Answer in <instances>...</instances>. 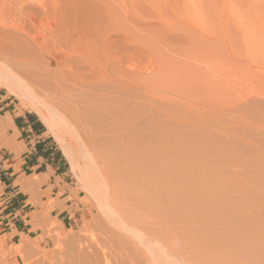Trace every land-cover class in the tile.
I'll list each match as a JSON object with an SVG mask.
<instances>
[{
    "label": "rangeland",
    "instance_id": "374dc122",
    "mask_svg": "<svg viewBox=\"0 0 264 264\" xmlns=\"http://www.w3.org/2000/svg\"><path fill=\"white\" fill-rule=\"evenodd\" d=\"M4 1L7 2L0 0L4 6L0 8L3 12L0 14H5L10 19L17 18V9L4 5ZM115 1V6L103 7L101 3L102 6L96 5L97 1L92 4L100 12V19L106 14L111 16L108 20L103 18L106 21L100 25L101 29L103 27L106 30L105 33L102 30V33L112 54L118 58L117 62H121L123 73L127 71V75H133L130 76L131 82H124L127 85L122 86L120 83L121 85L116 86L118 84L103 81V78H99L100 72L97 69L77 60L70 50L64 53L59 47L50 45L49 53H39V57L53 58L56 62L62 60V64L69 66L75 74L95 76L98 79L97 84L85 88V91H70L69 86L63 87L66 92L60 100V91L55 93L52 89L46 90L33 82L27 84L25 90L21 86L26 74L30 70L34 71L29 65H25L32 53H24L28 55L25 59L19 57L22 55L20 53L15 58L11 54L13 59L9 53L0 58V92L12 99L19 109L34 112L62 151L63 146L68 147L77 164L75 169H72L67 156L66 158L73 182L81 195L78 200L84 208V217L71 229H63L50 219L34 223L30 232L19 238L7 235L0 229V264H95L96 261L93 260L96 254L99 264H105L101 244L109 235L106 229L113 227L109 213L113 203L110 204V196L106 191L109 186L102 171H99L102 164L97 168V164L102 161L97 160L96 163L91 158L90 145H85L92 139L97 146L102 147L100 150L103 149L104 156L101 158L106 161L105 169L110 164L107 170L109 177L116 185L124 188L121 191L126 194L133 191L131 195L134 196L135 188H141L139 182L134 180V172L131 174L130 171L139 167L135 163L136 156L138 160L141 156V159L146 157V163H143L149 167L150 163L153 166V163L163 161L165 173L163 172L161 181H164L167 188L173 185L172 173H179H175V177L179 175L181 191L185 192L184 195L181 193L180 199L185 201L179 203L184 207L182 213L185 211L181 216L182 222L184 221L182 226H186L183 227L187 228V233L191 230L196 235L193 237V243L197 244H193L194 254L196 253L194 259L197 258L195 262L264 264V0ZM101 2L105 3L106 0ZM99 16H96V20ZM210 21L214 23L211 25ZM48 23L44 19L36 23L32 34L37 35L39 40L42 39ZM224 26L228 29H224ZM13 42L19 43L18 40ZM191 46L200 51L192 55V58L187 56L189 53H183L185 49L191 51ZM214 49L217 50V55L213 57H223L226 64L216 72L214 69L207 70L205 63L203 66L206 60L204 57L213 54ZM24 54L22 56L25 57ZM17 57L21 59L18 61ZM45 67L54 74L57 73L54 71V64ZM31 72L30 75L33 74ZM19 78L22 79L18 81ZM47 81L49 80H44ZM206 88L214 95L216 90L221 94H216L215 99L211 92L210 96L207 95ZM207 100H211L212 105ZM92 103L101 106V109L94 107ZM43 113L51 119L53 132L59 138L48 129ZM112 113L114 117H122L118 121L111 120ZM87 134V138L92 139H86ZM129 137H134V140L131 139L132 143L136 140L133 144L139 147L138 151L131 142L125 147L124 142ZM100 141L105 145L101 146ZM129 147L133 149L130 150ZM140 150L143 152L140 153ZM123 170L130 173L126 176L127 173ZM134 183L138 185L135 186ZM188 209L190 217L186 216ZM185 221L190 224H185ZM185 248L182 251L187 254ZM125 263L127 262L123 261Z\"/></svg>",
    "mask_w": 264,
    "mask_h": 264
},
{
    "label": "bare ground",
    "instance_id": "6f19581e",
    "mask_svg": "<svg viewBox=\"0 0 264 264\" xmlns=\"http://www.w3.org/2000/svg\"><path fill=\"white\" fill-rule=\"evenodd\" d=\"M93 1L94 0H7L8 3L4 1V5L7 4L9 8H12V9L16 8L17 9L16 13L18 14V16H17V18H11L10 19V18L6 17L5 14H4L5 16L3 14H0V58H2L5 54H8V53L10 55L14 54L15 55L14 58L16 57V54H18L17 56H19V53L22 55L24 53L28 54V52H30V55L32 53V55H31L32 57H30L26 60L27 64H25V65L26 66L29 65L31 67V69H33L34 71L30 70L29 74H26L25 80L21 81L22 82L21 86L23 85V89L27 84L29 85V83L33 82L41 88H44V89L46 88V90L50 91L52 89V92H55V93H58V91H60L58 93V98L61 100V98H64V96H65V95H63V93L66 92V91H64L63 87L67 88V86H69V88L71 89L70 91H72V90H76V91H78V90L82 91L83 90V91H85V88H89V87L93 86L94 84L98 83V79L95 76L89 77V76H83V75L75 74V72L72 69H70L69 66L62 64V60H60L59 62H56V60L53 58L49 59V58L39 57L40 56L39 53H43V52L49 53L48 50L51 49V47H56V48L59 47L62 50V52H64V53H66L65 51L70 50V52L74 54V56L76 57L77 60H79L81 62H85L90 67L97 69L100 72V74L98 76H99V78H103V81H107L108 83H112V84L115 83V85L118 84L116 86H119V85H121L120 83H122V86H123V84L124 85L126 84L124 82H127L128 80H130V76L132 75V73H131V75H130V73L127 75V73H126L127 71H125L123 73L124 70L122 69L123 68L121 66L122 64H120L121 62L120 63L117 62L116 59H118V58H116V55L112 54L111 49L109 48V46L106 42V38L102 33V30L104 33L106 32V30L103 27L101 29L100 23L110 19L111 16H110V14H106L105 17H102V19H100V16H99L100 12L94 8L96 1H97L96 5H98V4L100 5V3H101V4H103V7H104V5L115 6L116 1L115 0H106L105 3H102L101 0H95V2H93ZM92 3H95V4L93 5ZM88 4H92V5L89 6ZM100 6H102V5H100ZM0 8L1 9L4 8V6L1 3H0ZM200 10H202V9H200ZM205 11H207L206 8H205ZM0 12H2V11L0 10ZM207 12H209V10ZM216 12L217 11H215V14H216ZM207 15H209V14H207ZM96 16H99L97 18V20H96ZM216 16H217V14H216ZM218 16H219V14H218ZM103 18H105L106 20L105 19L103 20ZM43 19L48 20L49 23L47 24L45 31L42 33V39L39 40L37 38V35L35 36L32 34V29L35 28L36 23L40 22ZM98 19H100L101 21ZM210 23L212 25L214 22L210 21ZM219 27H221V26H219ZM224 29H226V27ZM227 29H228V27H227ZM189 32H191V31H189ZM10 38H11V40H9ZM4 39H7V40H4ZM16 40H18L19 43L13 42V41L16 42ZM5 42H7L8 44L7 43L5 44ZM19 44H21L23 48H21V46ZM50 45H51V47H50ZM209 45L211 46V44H209ZM189 46H186V47H189ZM24 48H26V49H24ZM206 48H207V46H206ZM191 49H192V46H191ZM211 49H212V47H211ZM23 50H26V52ZM218 51H219V49H218ZM197 52H200V51H198L196 49L195 50L192 49L191 51L189 49H185L183 51V53H189L190 55H187L189 57H191L192 55H194ZM215 52H212L213 54H209L208 56L204 57V59H206V60H205V62H203V66L205 63L204 67H206L207 70L214 69L213 71H215V70L217 71V69L224 68L226 65V64H224L223 57L221 58L222 60L220 58H218V56L213 57L214 55H217V50H215ZM219 54L220 53H218V55ZM12 55H11V58H12ZM22 55H20L19 57H23L24 59L27 58V56H28V55L27 56L25 55V57H24ZM219 57H220V55H219ZM19 59H21V58H19ZM19 59L17 57L18 61H19ZM18 61H16V62H18ZM22 62H24V61H22ZM19 64L21 65V63H19ZM53 64L55 65L56 70H54V71L57 72L56 73L57 75L54 74L51 70H49L47 67H45L47 65L52 66ZM20 65H18V66H20ZM25 65H23V66H25ZM118 65H119V67H118ZM220 65H222V66H220ZM120 66H121V69H120ZM1 68H3V67H1ZM30 72L33 74L30 75ZM26 73H27V70H26ZM5 76H7V75H5ZM121 77H123V78H121ZM127 77H128V79H127ZM21 79L22 78H19L18 81ZM45 79H47L49 81L44 82ZM133 79H134V77H133ZM218 81L220 82L221 80H218ZM130 82H131V80H130ZM130 84H128V85H130ZM222 85H220V86L222 87ZM224 85H226V84H224ZM21 86H19V88ZM122 86H120V88H122ZM210 89L213 91L211 86H210ZM225 89H226V87H225ZM27 90L29 91L30 89L28 88ZM27 90L25 92H27ZM205 90H207V88ZM212 91L207 90V95L210 96ZM216 92H215V95L213 93L211 94V95H214L213 98H215L216 94L217 95L221 94L220 92L218 94L217 90H216ZM77 94H79V93H77ZM223 94H224V92H223ZM123 95H124V93H123ZM195 96H196V93H195ZM205 96H206V94H205ZM209 96H206V97H209ZM219 98L221 99V97H219ZM31 101H33V100H31ZM207 101H210V104L212 102L211 100H207ZM222 102H223V99H222ZM62 103H64V102H62ZM109 103H111V102H109ZM65 104H67V103H65ZM93 104L94 103H92V105ZM102 105H104V104H102ZM66 106H68V105H66ZM93 106L96 107L98 105H93ZM42 107H45V106H42ZM99 108L101 109V106ZM66 109H68V108L66 107ZM124 110H126V109H124ZM102 111H105V110H102ZM113 111H115V110H113ZM113 111L111 110V112H113ZM74 113H76V112H74ZM100 114H101V112H100ZM105 115H107V114H105ZM118 116H119V118L117 116L114 117V115L112 113L111 117H113V118L111 120L118 121L122 117L121 115H118ZM109 117L110 116H108V118ZM43 118H44L43 120H45V122L48 126V129L50 128L49 130L53 132V130H54V129H52L53 125L50 124V123H52L50 121L51 119H49L48 115L46 116V113L44 114ZM112 128L114 129L113 126H112ZM85 130H86V128H85ZM85 130H83V131H85ZM115 130H117V129H115ZM80 132H82V131H80ZM128 134H130V133H128ZM54 135L57 138H59L55 133H54ZM87 136H88V134L86 135V139L90 138V137L87 138ZM133 138L134 137H131V139H133ZM90 139H92V137ZM129 139H130V137H129ZM129 139L127 138V140L129 142L128 141L124 142L125 147H127V145L129 146V144L131 142V139L130 140ZM92 141H93V139H92ZM92 141L88 140L87 143H85V145L86 144L90 145L89 149H90V152L92 154L91 158L93 157L92 159H95L96 163H97V160L102 161V163L99 162V164H97V168H100V164H102L99 171L100 172L102 171L101 172L102 176H103L104 180L106 181L107 185L109 186V188L106 191H108L107 195L110 196L109 197L111 200L110 204L113 203V206L111 205L109 208V211H110L109 213H110L111 220H112L111 223H112L113 227L112 228L109 227L108 229H106L109 231V232L107 231L109 233V235H107V238L105 237L106 240L103 241L106 244H103V242H102V244H103L102 245L100 243L101 241L99 242L101 244L102 255H103L105 264H121V262L123 264V261L127 262L125 264H199L200 262L197 263L194 261L197 258L194 259V255H196V253L194 254L195 250L193 248V244L195 242L193 243V237H195L196 235H195V233H192L191 230L188 231L189 233H187V231H186L187 228L186 229L184 228L186 226L185 225H183L184 227L182 226V223L184 221L182 222L183 218L181 219V216L184 215L183 213L185 211L182 213V210H184V207L182 208V206H180L179 203L180 202L182 203V201L184 200V199L180 200V199H182L181 193H183V195H184L185 192L181 191L182 187L179 184V177H178L179 175L177 177H175L176 171L172 173L173 174L172 177L174 178L175 182L173 181V185H171L170 188H167L166 185L163 183L164 181L163 182L161 181V176H162L164 169H165V167H164L165 165L163 164V161L159 160L158 163L155 161L156 163H153V166H151V163H150L149 164L150 167H149L148 165H145L143 163V162H145L146 157L141 159V157H142L141 154L139 155V152H137L138 153L137 155L141 156L138 160L137 156L135 157V155H133L134 154L133 153L131 155H133L135 157V159L137 161L135 163H137V166L139 165V167H136L137 169L135 168L134 170H132L131 166H130V169H131L130 171H132L131 174L134 172L133 173L134 180L139 182V184L141 185V188H135V191H134L135 195L134 196L131 195L133 191H131V194L128 193V189H126L127 190L126 192L128 193V194H126L123 190L121 191L122 187L116 185L115 181L110 178L111 176L109 177V175H108L109 172L107 170H109L110 164L108 165V162H107L108 167H107V169H105L106 168V166H105L106 161L101 158L102 156H104L102 153L103 149L100 150L102 147H100L99 145L97 146L96 141L95 142L94 141L92 142ZM103 141L102 142L100 141L101 146L105 145V144H103ZM134 142H136V140ZM138 142L139 141H137V143ZM133 143L131 142V144H133ZM140 143H141V141H140ZM133 146H136V147H134V149L136 148L138 151L139 147L137 145H134V144H133ZM143 147H145V146H143ZM67 148H64V146H63V149H64L63 152L65 153V156L68 157V160L70 161L72 169H75V167L77 165L76 161H74L75 159H73V155L69 152V150ZM131 149H133V148H130V150ZM130 150L128 149V155L130 154L129 153ZM125 151H127V148ZM141 152H143V151L140 150V153ZM85 154H86V152H85ZM130 159H132V158H130ZM95 160H94V162H95ZM92 162H93V160H92ZM128 162H129V160H128ZM132 163H133V159H132ZM128 164H130V163H128ZM134 164H133V166H134ZM119 165H121V164H119ZM119 165H117V166H119ZM123 169H125V168H123ZM120 170H121V167H120ZM123 171L126 172L125 170H123ZM130 171L126 172L127 174H125V175L127 176L128 173H130ZM173 171H174V169H173ZM166 174H167V172H166ZM176 174H179V173L177 172ZM126 176L124 178V181L126 179ZM128 177L132 178L131 175H129ZM122 178H123V175H122ZM129 178H127V180H129ZM132 180L133 179H131V182H133ZM201 181H203V180H201ZM204 181H205L204 184L206 185V180H204ZM126 182H128V181H126ZM182 183H184V182H182ZM182 183H181V185H182ZM134 184H135V186H136V184L138 185V183H134ZM119 185H120V183H119ZM123 185H125V183ZM182 186H184V185H182ZM138 187H140V186H138ZM131 188H130V190H131ZM122 189H124V188H122ZM133 189H134V186H133ZM189 189H190V187H189ZM130 190H129V192H130ZM195 191H197L196 188H195ZM105 193H107V192H105ZM187 193H190V191H188ZM191 197H193L192 199H195L194 196H191ZM188 198H190V197H188ZM207 199H208V197H207ZM222 202H224V201L222 200ZM104 205H106V204H104ZM218 205H221V204H218ZM104 207H106V206H104ZM228 209H230V208H228ZM185 210H187L186 207H185ZM188 211H189V209H188ZM188 211H186V213H187L186 216L190 215V214L188 215V213H190V211L189 212ZM225 215H226V213H225ZM188 218H187V220L189 221L190 219H188ZM186 223H187V221H185V224ZM191 228L194 229L193 226ZM184 229H185V233H187L186 236L184 233ZM197 241H199V240H197ZM250 244L252 245V243H250ZM184 245L187 246L186 247L187 249L185 248ZM183 246H184L185 250H187L185 252H187L188 256L186 253L185 254L183 253V251H182V249H184ZM196 246H197V244H196ZM198 246H199V244H198ZM218 247H220L219 244H218ZM232 247H233V245H232ZM201 248L203 249L202 246H201ZM258 248H259V250H261L260 247H258ZM210 249H212V248L210 247ZM235 250H236V248H235ZM244 254H246V251L244 252ZM96 255L94 256L93 261H96L95 264H99L100 260L98 261V258ZM184 255L187 257H185ZM197 255H199V254L197 253ZM200 255H201V253H200ZM241 255H243V253ZM251 255H253V254H251ZM232 256H233V254H232ZM241 258H243V257H241ZM255 258H256V256H255ZM198 259H199V256H198ZM200 260L202 262V259H200ZM243 260H244V258H243ZM255 260H257V258ZM209 263L212 264L213 262L211 261ZM219 263L221 264L222 262H219ZM203 264H204V262H203ZM232 264H234V262ZM248 264H250V263H248Z\"/></svg>",
    "mask_w": 264,
    "mask_h": 264
},
{
    "label": "crops",
    "instance_id": "0c3cea01",
    "mask_svg": "<svg viewBox=\"0 0 264 264\" xmlns=\"http://www.w3.org/2000/svg\"><path fill=\"white\" fill-rule=\"evenodd\" d=\"M66 156L38 116L0 92V229L27 234L52 220L74 228L84 217Z\"/></svg>",
    "mask_w": 264,
    "mask_h": 264
}]
</instances>
